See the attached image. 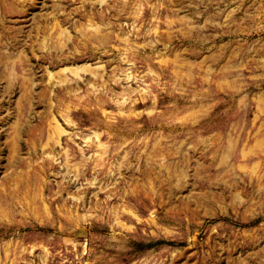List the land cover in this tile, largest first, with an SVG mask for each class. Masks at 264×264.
<instances>
[{
    "label": "rangeland",
    "instance_id": "rangeland-1",
    "mask_svg": "<svg viewBox=\"0 0 264 264\" xmlns=\"http://www.w3.org/2000/svg\"><path fill=\"white\" fill-rule=\"evenodd\" d=\"M0 264H264V0H0Z\"/></svg>",
    "mask_w": 264,
    "mask_h": 264
}]
</instances>
